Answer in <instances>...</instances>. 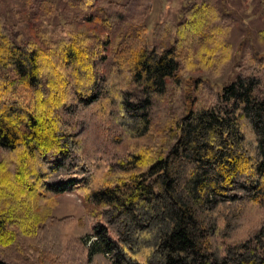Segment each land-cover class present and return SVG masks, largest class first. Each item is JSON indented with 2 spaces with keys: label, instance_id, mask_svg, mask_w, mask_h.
Segmentation results:
<instances>
[{
  "label": "trees",
  "instance_id": "16d2710c",
  "mask_svg": "<svg viewBox=\"0 0 264 264\" xmlns=\"http://www.w3.org/2000/svg\"><path fill=\"white\" fill-rule=\"evenodd\" d=\"M10 1L0 264H264V57L248 43L232 81L206 78L235 60L233 0H174L152 46L143 2L62 0L52 26L50 2ZM66 192L86 219L45 211Z\"/></svg>",
  "mask_w": 264,
  "mask_h": 264
},
{
  "label": "rangeland",
  "instance_id": "374dc122",
  "mask_svg": "<svg viewBox=\"0 0 264 264\" xmlns=\"http://www.w3.org/2000/svg\"><path fill=\"white\" fill-rule=\"evenodd\" d=\"M36 2H50L55 8H52V14L49 17L44 18V24L55 26L56 23L62 21L64 15L70 14V11L64 9L62 0H35ZM113 5L115 3H122L129 11L134 12L137 9L139 3L143 2L146 7V19L150 27V45L154 43V37L159 36V31L162 27L167 26L168 20H176L173 17L174 0H112ZM8 8L13 6L10 0H5ZM231 10L238 12L239 26L236 27L231 36L229 37L230 43L233 45L236 51L235 60L225 73L221 77L206 76L210 81L211 87L215 90H219L223 85L229 83L237 75L235 65L239 60V57L244 53V49L250 43L257 52L264 57V44H259L257 41V34L264 29V17L258 13V3L256 0H233V4H230ZM49 7V5L47 6ZM65 13V14H64ZM33 34V30L31 31ZM247 50V49H246ZM209 90V89H208ZM199 91V90H198ZM4 157L3 151L0 149V161ZM44 209L47 213L55 217L56 219H62L67 216H73L76 218L86 219L88 208L83 202L81 196L74 192H66L54 197L52 203H45ZM47 238L55 239L57 236L55 231L46 232ZM89 245V244H88ZM102 258L100 255L94 258L95 264H98ZM102 261H106L103 260ZM97 262V263H96Z\"/></svg>",
  "mask_w": 264,
  "mask_h": 264
}]
</instances>
